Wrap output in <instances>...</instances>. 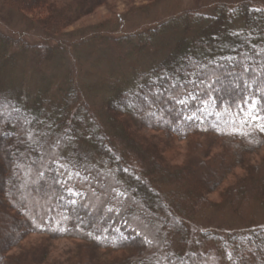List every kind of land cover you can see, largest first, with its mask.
Here are the masks:
<instances>
[{
    "label": "trees",
    "instance_id": "16d2710c",
    "mask_svg": "<svg viewBox=\"0 0 264 264\" xmlns=\"http://www.w3.org/2000/svg\"><path fill=\"white\" fill-rule=\"evenodd\" d=\"M0 1L43 37L0 29V264H264V0H194L116 40L158 42L176 26L160 58L55 92L18 65L52 64L66 29L116 0ZM208 210L234 230L174 248L172 231L186 245L185 222Z\"/></svg>",
    "mask_w": 264,
    "mask_h": 264
},
{
    "label": "rangeland",
    "instance_id": "374dc122",
    "mask_svg": "<svg viewBox=\"0 0 264 264\" xmlns=\"http://www.w3.org/2000/svg\"><path fill=\"white\" fill-rule=\"evenodd\" d=\"M149 2V0H116L113 4L114 8H112L115 12L111 11L110 6L97 8L76 25L66 29L67 34L62 36L64 52L57 55L52 64L43 66L31 64L28 59L18 65L17 72L21 74L26 72V78L29 75V84L31 85L46 87L52 84L51 86H53V91L55 92L57 87L64 86L67 81L72 82L76 88L86 87L88 83L99 82L125 71L128 73L130 68L150 64L152 60L161 57V55H156V52L162 53L161 46L165 41L172 42L174 37L181 35L179 28H175V26L166 33H159L158 38L160 40L156 42L153 39L148 44H144L145 40L134 38L132 42L117 46L116 40L122 36L133 34V32V37L137 36L136 33H148L150 28H156L164 21L177 19L179 15L185 13L189 7H192L196 1L157 0L154 6H149L144 11L136 12L135 16H132V14L125 16L124 13L130 10V7L147 6L150 5ZM212 6L211 4L206 9L209 10ZM1 12L2 3L0 1V29L3 32L15 37L21 34L31 44L41 41L43 38L41 37V32H34L21 22H9L4 19ZM100 23H105V28H102V33L99 36L97 28L100 27L98 25ZM95 35L100 38L93 43L91 38ZM49 41L52 44L58 43V39L55 38ZM139 46L144 48L142 52H139ZM131 110L133 111V109ZM249 119H251V116L246 115V120ZM253 121H257V119ZM112 146L113 144L109 145V151L115 154L118 152V148H113ZM133 163H135L134 169L139 171L141 169L139 165L134 160H131V164ZM213 197L216 196L213 195ZM260 208L262 207L258 209ZM258 217L264 221L263 209L259 210ZM191 222H185L187 232L186 235L183 234V237L188 241L186 245L182 242V235L172 231L170 241L174 248L181 249L183 252L193 251L191 246L194 243H198L201 230L216 233L220 230L224 231L225 227L229 228V230H234L235 228L230 216L221 217L211 210L200 214ZM226 234L227 232H223L222 235ZM204 246L202 247L204 248Z\"/></svg>",
    "mask_w": 264,
    "mask_h": 264
},
{
    "label": "snow or ice",
    "instance_id": "6c2138e0",
    "mask_svg": "<svg viewBox=\"0 0 264 264\" xmlns=\"http://www.w3.org/2000/svg\"><path fill=\"white\" fill-rule=\"evenodd\" d=\"M253 108H255V103L254 102H253ZM0 115H2V114H0ZM252 119L255 120V119H257V117L252 116ZM261 130L264 131V128H262ZM71 194H73V195H79L78 193H71Z\"/></svg>",
    "mask_w": 264,
    "mask_h": 264
}]
</instances>
